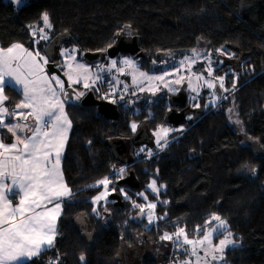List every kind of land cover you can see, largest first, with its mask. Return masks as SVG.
I'll use <instances>...</instances> for the list:
<instances>
[{"label": "trees", "instance_id": "16d2710c", "mask_svg": "<svg viewBox=\"0 0 264 264\" xmlns=\"http://www.w3.org/2000/svg\"><path fill=\"white\" fill-rule=\"evenodd\" d=\"M44 12L52 25L49 41L61 35L65 46L78 48L82 60L86 52L114 45L116 33L125 25L131 28L121 34L139 36L142 51L157 59L170 54L181 58L192 49L234 51L241 60L236 66L238 84L233 99L243 137L264 148V0H28L18 9L0 0V46L22 43L32 48L29 26L42 25ZM5 92L10 108L21 99L11 86ZM229 105L230 100L210 106L201 121L162 154L138 155V148L130 142L127 166L135 171L141 186L124 189L131 198L125 199L115 176L111 186L125 202L118 211L111 200L95 207L92 198L101 185L88 186L126 164L114 157L108 142L119 136L131 140L133 132L127 123L136 113L145 116L146 108L139 113L129 107L127 116L113 126L97 114L96 107L69 102L72 129L62 170L74 195L64 203L54 247L25 264H48L57 259L58 264H121L125 249L154 241L165 232L172 234L178 227L189 237H199L195 229L205 230V221H211L212 214L226 219L241 238V246L226 251L225 264H264V156H258L232 127ZM165 125L147 124L152 131ZM152 177L166 186L158 198L146 187ZM143 190L157 205L156 220L149 228L133 218L139 212L133 201L145 204L137 195ZM164 200L168 203L161 202ZM93 207L99 215L93 213ZM160 216L165 218L157 219Z\"/></svg>", "mask_w": 264, "mask_h": 264}, {"label": "snow or ice", "instance_id": "6c2138e0", "mask_svg": "<svg viewBox=\"0 0 264 264\" xmlns=\"http://www.w3.org/2000/svg\"><path fill=\"white\" fill-rule=\"evenodd\" d=\"M14 2L20 4L22 0H14ZM40 20L44 27L29 26L32 28V36L35 38L38 35L39 40H47L48 34L45 28L51 29L52 27L49 14L44 12ZM130 28L131 25H125L116 33V36ZM128 34L131 35V32ZM39 40L34 39L33 42L39 43ZM111 47L113 44H109L102 51L107 52ZM216 51L225 54L222 48ZM77 52L75 47L72 49L61 48L59 55L62 59L60 62H56L49 55L42 54L39 50H30L22 43H13L7 48L0 47V264H25L26 261L38 258L44 251L55 245L58 235L57 222L63 213V204L74 195L65 182L61 169L63 151L72 127V121L65 111V105L70 101L80 100L86 94L84 91H77L73 88L74 84H83V87L88 89L96 85L97 82L103 83L101 73H111L115 69L116 72L124 74L125 68H128L132 70L129 74L132 76L133 83L141 84L144 80L148 81V90L152 91L153 95L159 90V86L153 84L154 81H159L169 92H176L177 89L171 86L172 83L180 84L187 80L188 88L198 93L201 87L199 81L203 80L208 89H215L214 80H218L219 88L228 91L224 88V76L213 77L210 55L204 57L208 60L205 72L212 79H207L203 73L192 72V65L197 63L200 56L197 49L191 50V56H184L174 66L172 72L164 71L159 76L140 71L137 62L128 57L119 61L111 59L107 65L98 64L96 71H93L91 65L82 63L78 59ZM50 62L61 70L66 79H62L61 75L56 73L48 72L47 66ZM155 63L156 61H153V64ZM118 64L121 66L118 67ZM184 68L191 75L187 77L179 75L175 81L165 79L167 76L179 74ZM122 83L113 76L109 81V92H105L102 98L108 99L110 94L116 95V85ZM9 86L13 87L21 96L19 102L11 108L7 105L9 97L5 92ZM127 87L124 85L125 92ZM236 87L237 83L234 78L232 89L234 90ZM69 89L72 90L71 93L68 91ZM95 90L100 92L99 87ZM144 90L143 87L140 88V91ZM213 95L215 96V93ZM222 98L226 99V97ZM124 99V95H119V100L123 101ZM191 99L195 100L196 97H191ZM111 102L116 103L117 101L113 99ZM212 103L214 105L215 101L213 100ZM207 106L206 104L205 107ZM194 107H200L199 103ZM231 111L233 109H229V112ZM188 119L191 120L192 117L189 116ZM235 123L240 124L241 122L236 120ZM137 127L135 122L130 124L133 133L136 132ZM171 131H182V129L158 128L153 133L158 147L163 148L167 145V135ZM9 135L12 139L10 142H6ZM89 143L91 142L89 141ZM145 151V148L140 149L141 153ZM147 155L148 157L153 155L151 149H147ZM250 171L253 175L256 174L255 168ZM124 173V168L117 170V175L121 178ZM112 183L113 180L104 177L88 186L103 185L104 188V191L92 198L93 204L102 200L107 201L108 186ZM165 187V185L157 186L155 179L147 185V188L157 198L161 189ZM111 191H116V189L112 188ZM120 192L124 194L125 199H131L124 189H120ZM137 195L146 201L148 199L144 192ZM14 201L15 203H13ZM161 202L168 203L166 200ZM133 207L140 210L141 216L145 215V208H147L148 224L151 225L154 222L153 210L157 207L156 203L148 202L145 205L133 201ZM92 211L99 215L95 207ZM165 216L157 217V219L163 220ZM211 221L217 223L210 230H207L210 221H205V230L197 226L195 231L200 234L199 239H189L183 227H178L172 234L165 232L160 239L173 240L175 237L174 243L177 248L196 257V264H200L201 260H205L208 264V257L215 261L218 258L217 253L222 254L226 248L236 246L227 221L216 214H212ZM219 235H222L223 238L219 239L218 244H213V237ZM181 237H183L182 240ZM185 245H189L191 248H185ZM198 247L204 250L203 257L199 256ZM84 259L85 257L81 255L80 260L84 261ZM48 264H58V259L55 262L50 260ZM182 264H192V262L184 260Z\"/></svg>", "mask_w": 264, "mask_h": 264}, {"label": "rangeland", "instance_id": "374dc122", "mask_svg": "<svg viewBox=\"0 0 264 264\" xmlns=\"http://www.w3.org/2000/svg\"><path fill=\"white\" fill-rule=\"evenodd\" d=\"M6 2L10 3L11 5H13L16 9L21 8V7L25 6L26 4H28V0H22V2L20 4H16L14 2V0H6ZM35 26L37 28L44 27L43 22H42V25H40V26L35 25ZM45 31L48 34V39L47 40H39V36L38 35H37V37L33 38V36H32V28H30L31 40H32V48L31 47H27L25 45L24 46L26 48H29L30 50H33V49L39 50L42 54L49 55V52H48L47 49L49 48V46L51 44V42L49 40L51 38L52 27H51V29L45 28ZM34 39L39 40V43H34L33 42ZM48 41H49V43H48ZM61 43H60V45H58L55 48L54 54L52 53V51L50 52L51 54H53V57L55 56L56 58H59V60L57 62H60L61 59H62L60 57V55H59L61 48L72 49L73 47H75L78 50V48L75 45L65 46L63 43L62 44ZM46 44H47V46H46ZM5 48H7V47H5ZM197 51L200 53V56L197 59V63L192 65V72L193 73H203V75L207 79H212V77H208L207 76V72H205V68L208 65V60L204 59V57L210 55V58H211V61H212V68H213V77L224 76L225 77L224 88L228 89V91H225L224 89H220L219 88V81L218 80H214V83L216 84V88L215 89H208L204 85L203 80L199 81L198 83L201 85V87L199 88L198 93L197 92H193V91H191V89L188 88L187 80L183 81L180 84L172 83L171 86L173 88L177 89L176 92H169L168 89L166 87H164V85L161 84L159 81H154L153 84L159 86V90L156 91L155 95H159L160 94V96H161V95H163L165 93L171 94V93H180L181 91H183L188 96L189 101H192L193 103H199L200 104L201 100H204L205 105L207 104L208 106L213 105V103H212L213 100L215 101L214 105L219 104L220 101L223 102V101L230 100V105L228 106V111H227L230 124L237 131V133L240 135V138L243 139V141H245V139L243 137L244 130H243L242 122L240 120V117H239L237 108L235 107V103H234V99H233V95H234V93L237 90H233L232 89V81H233L234 78L236 79V83H237V78H238V74L237 73L239 72L238 69H237V67H238L237 63L241 64V60H238L235 52L232 51V50H229V49H223L225 54H221V53L217 52L216 50L215 51H213V50H209V51L197 50ZM80 55L81 54H80V52L78 50V52H77L78 59L82 63L91 65L93 71H96V65H98V64L107 65L106 64L107 61L106 60L104 61L103 59L100 60V61H97L95 64H92V63L89 64V63L85 62L84 60H82L80 58L81 57ZM191 55H192V52H190V53H188V54H186L184 56H191ZM184 56L181 57V58H177L176 55H173V54L162 56L163 58H159L157 60V62L155 64V68H154L155 70H152V71L147 70L145 68H141L140 67V62L136 61L134 58H132L128 54H119V55H117L114 58H110V59L108 58V60L110 61L111 59H116L117 61H119L120 59H122L124 57H128V58H131V59H133V60H135L137 62V66L139 67L140 71L147 72V73H149V75L159 76V75H162L164 71L172 72L173 69H174V66L177 65L179 63V61L184 58ZM164 61H167V63H164ZM120 66L121 65L118 64V67H120ZM157 69H159V70H157ZM47 70H48V72L50 74L52 73V72H50L48 66H47ZM131 71H132L131 69L125 68L124 74H121V73L116 72L115 69H113L111 73H107V72L101 73V75L103 76V83L97 82L96 85H93L91 88H88V89H85L83 87V84H79V85H75L74 84L73 88L76 89L78 87L79 91L87 92V91H90V90H93V89L95 90L97 87H99L100 88V92L99 93L103 97L105 92H109V81H111L112 77L115 76L120 81L123 82L122 84L116 85V89H115L116 94L124 95V97H125L124 100L129 101L127 104L128 105H133L136 102L135 101V97L136 96H138V97L142 96L144 93L153 95V93H152V91L148 90L149 84H148V81H146V80H144L141 84H134L133 81H132V76L129 74ZM234 74H236V75L234 76ZM179 75H184V76L187 77V76L191 75V73H189L186 70V68H184V69H181V72L179 74L172 75V76H167V77H165V79L168 80V81H175L178 78ZM195 83H196V81L194 79V84ZM124 85L128 86L126 92L124 91ZM141 87H143L145 90L144 91H140ZM133 93H135V94L133 95ZM213 93H215V96L213 95ZM156 97H158V96H156ZM191 97H196V99L193 100V99H191ZM222 97H226V99H224ZM117 98L119 99V97H115V95H111L110 94L108 101L111 102L113 99L118 101ZM73 102H76V103L77 102H81V99L78 100V101L74 100ZM68 103H66V105H65V111H66L67 114H68V112H67ZM229 109H233V111L229 112ZM68 117L71 120L69 114H68ZM236 120H239L241 123L240 124L235 123ZM137 125L139 127V124H137ZM138 127H137V130H138ZM184 127H185V125H181V126H160L159 128L182 129L183 130ZM71 129H72V127H71ZM155 131L156 130H153L152 139L150 138L151 141H152L151 145L150 144H146V143L135 144V146L133 145L134 148H138L136 150V152L138 151V153H137L138 155L139 154H143V153L147 154V149H151L153 155H156L158 152H160V150H165V147L166 146L168 147L171 144L169 142H171L172 138H173V141H174V139L176 138V134H177L178 138H180L183 135V134L180 133L182 131H171V132H169L168 135H167V141H168L167 145L165 147H163V148H160V147L157 146L156 137L153 135V133ZM70 133H71V130L68 133V140H67L66 146H67L69 138H70ZM173 141H172V143H173ZM161 144H163V141H161ZM141 148H145L146 151L141 153L140 152ZM64 151H65V149H64ZM133 151H135V149ZM122 160L125 162L124 159H122ZM125 163H126L125 165L117 167V170L119 168H124L125 169V173L122 175V178L128 176V173L126 174V172H128V170H129V166H127L128 163H129V159H128V162H125ZM117 170L114 173H112V174H110L108 176V177L112 176V178H109V179L113 180V182H115V176H117L118 180L120 179V176L117 175ZM153 179H155V178L152 177V179H150V181L153 180ZM150 181H149V183H150ZM147 185H146V187H147ZM157 186H159V185L157 184ZM108 187H109V195L107 197V201H103L102 200V201L98 202L97 204H95V207H97L99 203H106V202H108L110 200V196L114 193V191H111V189L113 187V186H111V184ZM101 191H104L103 185H101V189L94 196L98 195ZM141 192H144L145 195L148 197L147 201H144L145 204H147L148 202L155 203V200L149 199V192H147L145 190H143ZM138 211H139L138 213L133 215V218L135 220H137V221L146 222L145 225H146L147 228H149L150 225L148 224L147 215H146L148 209L145 208V215L144 216L140 215V210H138ZM153 212H154L153 220L155 221L156 220V215H155V211L154 210H153ZM106 214H108V212ZM223 220L227 221L226 219H223ZM210 222H213V224L210 227H208L207 230H210L217 223L215 221H210ZM227 225H228V228H229L228 221H227ZM229 230L233 234V238L236 241V246L235 247L241 246L242 242H241L240 236H238L236 233H234L230 228H229ZM160 237H157L154 241L153 240L152 241L148 240L146 242H141L137 246V248L136 247H130L128 249H125L123 254H122V257H121V261H122L121 264H146L148 261H149L150 264H177V262H180V264H182V262L184 260H190L192 262V264H196V257L190 256L188 253L184 252L182 249H178L177 248L176 244L174 243L175 237H173V240H161ZM199 238H200V236L199 237H189V239H199ZM222 238H223L222 235L214 236L213 237V244H218L219 239H222ZM182 239H183V237H181V240ZM184 247L185 248H189V249L191 248V246H189V245H185ZM230 248H234V247L230 246V247L226 248L225 251L222 254L221 253H217V257L218 258L215 261L211 260V257H208L207 258L208 264H225V253ZM198 252H199V256H201V257L204 256V250L203 249H200L198 247ZM220 256H222L223 258L220 259L219 258ZM200 264H206L205 260H201Z\"/></svg>", "mask_w": 264, "mask_h": 264}, {"label": "water", "instance_id": "95a60500", "mask_svg": "<svg viewBox=\"0 0 264 264\" xmlns=\"http://www.w3.org/2000/svg\"><path fill=\"white\" fill-rule=\"evenodd\" d=\"M115 43L113 47L108 48L106 55L109 58H114L118 54H129L131 56H136L137 58L145 57V53L141 50V42L139 36L128 37L123 34L119 36H115ZM62 40L61 35H57L52 39L49 48L47 49L49 52V56L55 61L53 54L55 52V48L60 45ZM52 51L53 54L50 52ZM104 54L103 51L96 52H86L83 55V60L89 64L93 63L95 60L101 58ZM57 62V61H56ZM50 72L56 73L57 75H61L62 79H66L63 77L62 72L59 68L55 67L53 63L50 62L48 65ZM67 87V86H66ZM71 93V89L68 90ZM179 99V98H174ZM173 99V101H174ZM81 104L83 106H94L97 108V113L100 116H103L106 120L112 121L113 126H117L120 118V112L117 109L116 105L108 100H100L98 99L93 90L87 92V94L82 98ZM184 115L180 113L179 116L174 114V111L168 113L166 116V121L169 123H174L173 125H180V122H183V119H180L181 116ZM244 139L248 141L247 137L244 136ZM130 142L134 144L146 143L148 142V134L145 130L140 129L136 134L133 135L131 140H127L123 137L116 138L114 140H109L108 145L111 147L112 154L114 157L119 159H124L125 162H128V158H124L123 156L129 153V145ZM248 143L253 147L254 151L258 156H264V148L259 144L258 141L250 140ZM118 186H128L131 189L140 188V181L138 180L135 171L131 170L128 176L119 179L117 182ZM110 199L115 201L114 206L118 211L123 210L125 206V202L122 199V196L119 192L115 191Z\"/></svg>", "mask_w": 264, "mask_h": 264}, {"label": "flooded vegetation", "instance_id": "af4514ba", "mask_svg": "<svg viewBox=\"0 0 264 264\" xmlns=\"http://www.w3.org/2000/svg\"><path fill=\"white\" fill-rule=\"evenodd\" d=\"M133 36L134 35L128 36V37H133ZM163 56H165V55H163ZM131 57L134 58L136 61L140 62V67L141 68H145L147 70H148V68H151L152 70H154L156 63L153 64V61L157 62V60H158L157 56L151 57V56L147 55L146 53H145L144 59L143 58H137L136 56H131ZM108 58L109 57L105 54L101 58L95 60L92 64H95L97 61H100L102 59L104 61L106 60L107 61L106 64H108V62H109ZM161 58H163V57H161ZM54 59H55V61H57L55 56H54ZM76 90L79 91V88H76ZM93 91H94V89H93ZM87 92H85V93L87 94ZM95 96L98 99H100V100H109V98L108 99L102 98V95H100L99 92H97V94H95ZM156 96H158V97H156ZM115 97H119V94H116ZM82 98H81V100H82ZM174 98H179V99H174ZM173 99H174V101H173ZM135 101L136 102L133 105H128L127 103L129 101H127V100L121 101L119 99H118V101L116 103H114L116 105L117 109L120 112V118H119V122L117 124H120V120H121L123 115L127 116V113H128L127 109L129 107L135 108L139 113L143 110L142 108H146V115L145 116H139L136 113L135 115H133V117H135V118L133 120L130 119L127 124H131L133 122H135L136 124H139L138 130L135 133L132 134L130 139H132L133 135L136 134L140 129H143L148 134V142H146V144H150V145L152 144L151 139H152V132L153 131L148 128L147 124H166L165 126H176V125H173L174 123L167 122L166 121V116L168 115V113H170L172 111H174V114L177 115V116H179L180 113L184 112V115L180 117V119H183V122H180L179 123L180 125H178V126L185 125L184 129L182 130V132H180L181 134H184L189 127L194 126L195 124H198L201 121V119L210 111V108H208V107L214 106V105H210V106L205 107L204 100H201V103L199 104L200 107H198V108L194 107V105L197 104V103H193L192 101H189L188 96L183 91H181L180 93H171V94L165 93V94H163L161 96H160V94L159 95H150V94L144 93L142 96H139V97L136 96L135 97ZM142 101L148 102V104L142 106L140 104ZM221 102L222 101H220L219 103H221ZM161 103L163 104V106L161 105ZM96 110H97V108H96ZM156 110H157V112H156ZM189 116L192 117L191 120L188 119ZM101 117H103V116H101ZM162 117H164L163 118V123L160 122V119ZM108 122H110L112 124V121H108ZM119 137H116V138H119ZM177 138L178 137H177V134H176V138L175 139H177ZM172 141H173V138H172L171 142H169V143H172ZM131 144H132L131 146L135 145L133 142H131ZM166 147H165V150L167 149ZM165 150H160V152H158L156 155L162 154ZM152 156H154V155H152ZM123 157L124 158H128L130 160L129 154H127V155H125ZM120 179H121V177H120ZM121 188L122 189H130L131 190V188H129L128 186H123ZM116 191L118 192L117 189H116ZM111 201H113V200H111ZM113 203H115V201H113Z\"/></svg>", "mask_w": 264, "mask_h": 264}, {"label": "crops", "instance_id": "0c3cea01", "mask_svg": "<svg viewBox=\"0 0 264 264\" xmlns=\"http://www.w3.org/2000/svg\"><path fill=\"white\" fill-rule=\"evenodd\" d=\"M1 47V46H0ZM8 105V104H7ZM9 107V106H8ZM10 108V107H9ZM11 139H12V137L9 135V136H7V139H6V142H10L11 141ZM67 147V146H66ZM66 147L64 148L65 150H66ZM64 153H65V151H63V156H64ZM63 156H62V158H63ZM61 169H62V160H61ZM63 172V171H62ZM65 180V179H64ZM66 182V181H65ZM68 185V184H67ZM67 201V200H66ZM13 203H15V201L13 202ZM63 213H64V204H63ZM63 213H62V215H63ZM61 215V216H62ZM61 216L59 217V219H58V222H57V230H58V228H59V221H60V218H61ZM57 237V236H56ZM56 240V239H55ZM26 262H29V261H26ZM25 262V263H26Z\"/></svg>", "mask_w": 264, "mask_h": 264}]
</instances>
